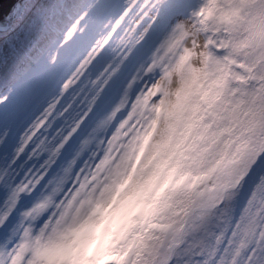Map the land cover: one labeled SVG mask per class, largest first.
Instances as JSON below:
<instances>
[{"label": "clouds", "instance_id": "clouds-1", "mask_svg": "<svg viewBox=\"0 0 264 264\" xmlns=\"http://www.w3.org/2000/svg\"><path fill=\"white\" fill-rule=\"evenodd\" d=\"M0 264H264V0H17Z\"/></svg>", "mask_w": 264, "mask_h": 264}, {"label": "water", "instance_id": "water-1", "mask_svg": "<svg viewBox=\"0 0 264 264\" xmlns=\"http://www.w3.org/2000/svg\"><path fill=\"white\" fill-rule=\"evenodd\" d=\"M17 0H0V25L4 23V17L11 10L13 4H15Z\"/></svg>", "mask_w": 264, "mask_h": 264}]
</instances>
